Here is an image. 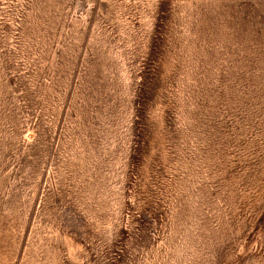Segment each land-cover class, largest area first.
Segmentation results:
<instances>
[{"label":"rangeland","instance_id":"obj_1","mask_svg":"<svg viewBox=\"0 0 264 264\" xmlns=\"http://www.w3.org/2000/svg\"><path fill=\"white\" fill-rule=\"evenodd\" d=\"M0 264H264V0H0Z\"/></svg>","mask_w":264,"mask_h":264}]
</instances>
